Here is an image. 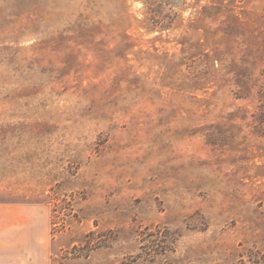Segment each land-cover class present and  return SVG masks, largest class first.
Instances as JSON below:
<instances>
[{"label":"rangeland","instance_id":"obj_1","mask_svg":"<svg viewBox=\"0 0 264 264\" xmlns=\"http://www.w3.org/2000/svg\"><path fill=\"white\" fill-rule=\"evenodd\" d=\"M0 264H264V0H0Z\"/></svg>","mask_w":264,"mask_h":264}]
</instances>
